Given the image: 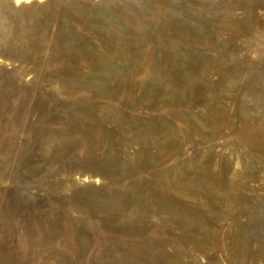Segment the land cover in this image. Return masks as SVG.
Segmentation results:
<instances>
[{"label":"rangeland","instance_id":"374dc122","mask_svg":"<svg viewBox=\"0 0 264 264\" xmlns=\"http://www.w3.org/2000/svg\"><path fill=\"white\" fill-rule=\"evenodd\" d=\"M0 264H264V0H0Z\"/></svg>","mask_w":264,"mask_h":264}]
</instances>
